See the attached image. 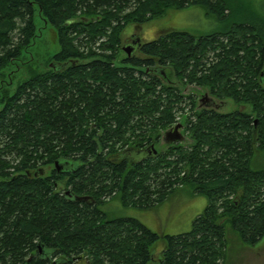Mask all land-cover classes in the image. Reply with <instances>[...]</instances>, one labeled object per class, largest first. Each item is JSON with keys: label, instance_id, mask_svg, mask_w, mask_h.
Returning <instances> with one entry per match:
<instances>
[{"label": "trees", "instance_id": "obj_1", "mask_svg": "<svg viewBox=\"0 0 264 264\" xmlns=\"http://www.w3.org/2000/svg\"><path fill=\"white\" fill-rule=\"evenodd\" d=\"M188 6L220 26L168 29L115 62L127 24ZM35 9L59 49L12 91L0 87V264H216L226 224L255 245L264 235V22L233 16L226 0H0V76L36 36ZM105 33L80 50L82 34L92 43ZM180 84L206 88L211 102L186 93L181 124L192 142L158 151L161 130L185 109ZM225 100L239 106L220 111ZM178 186L207 200L186 232L160 234L104 208L117 197L152 209Z\"/></svg>", "mask_w": 264, "mask_h": 264}, {"label": "rangeland", "instance_id": "obj_2", "mask_svg": "<svg viewBox=\"0 0 264 264\" xmlns=\"http://www.w3.org/2000/svg\"><path fill=\"white\" fill-rule=\"evenodd\" d=\"M226 3L229 10H232L233 16L246 18L248 15H251L256 20L259 19L264 22V0H226ZM34 22L36 25V36L31 45L15 61V64L8 65L2 71L3 75L0 76V87H5L12 91L15 83L27 76L29 68L32 70L47 68L50 63V56L59 49L55 29L39 16L36 9ZM219 26L220 20L217 21L216 18H212L200 6H188L180 10L171 9L161 18L143 24L129 23L123 28L121 33L120 49L115 62L124 56L125 52L122 48L126 42L130 41V37H138L140 41H150L168 29L200 34L211 31ZM109 32L108 30L107 33ZM107 33L104 34V37L94 40L88 38V41L92 43H88L87 37L82 34L78 39L79 45L81 44L80 50L86 51L88 47L96 49L98 43L108 39ZM105 52L109 53V51ZM166 73L163 81L167 82L169 80V82L177 84L173 75H167ZM7 82H9L8 85ZM178 87L184 88L182 84L178 85ZM184 89L186 93L193 95L196 105L198 100L205 94L211 97L206 88L188 85ZM186 96H184L180 103L185 109L182 110V113L180 111L175 113V120L178 122L183 120L185 114L191 112L190 103L186 105L188 100ZM238 106L231 100H225L220 107V111H231L237 109ZM240 108L245 110L247 106H240ZM168 129L161 130L160 132L159 140L156 144L158 151H163L169 144H172L164 136L165 131ZM181 132L183 139L180 142L183 145H189L192 142L191 138L184 129ZM255 153L261 154L259 151ZM259 157H257L258 160L260 159ZM206 202L207 200L203 195L192 193L187 186H178L152 209L137 207L129 209V207H123L117 197H114L104 208L110 212L112 217H137L149 229L160 234H179L190 230L192 220L203 210ZM150 213L154 217H151ZM224 235L225 246L223 252L225 255L224 258H219L216 264H264V235L255 245H247L241 241L238 234L228 224L224 226ZM151 248L155 259H157L163 248L162 240L159 239Z\"/></svg>", "mask_w": 264, "mask_h": 264}, {"label": "water", "instance_id": "obj_3", "mask_svg": "<svg viewBox=\"0 0 264 264\" xmlns=\"http://www.w3.org/2000/svg\"><path fill=\"white\" fill-rule=\"evenodd\" d=\"M137 40H138L137 42L139 43L140 40L138 37H137ZM132 50H133V48L131 46H123V51L127 54V56H129L131 54ZM261 75H262V73H261ZM203 98H205L204 99L205 102L203 101ZM203 98H201L199 100L200 106L208 105L211 102V98L207 97L206 95ZM181 128H182L181 123L175 124L171 129L165 131V133H164L165 139L168 140L170 143L180 142L183 139V135L180 132ZM171 134H173V136H171ZM149 151L153 152L154 155L157 153L156 149H154L152 146L150 147L149 150H147V152H149ZM130 153H132L134 155V157L139 158L142 155H144L145 152L143 153V150H140V151L131 150ZM55 167L57 169H59V165H58L57 161L55 162Z\"/></svg>", "mask_w": 264, "mask_h": 264}, {"label": "flooded vegetation", "instance_id": "obj_4", "mask_svg": "<svg viewBox=\"0 0 264 264\" xmlns=\"http://www.w3.org/2000/svg\"><path fill=\"white\" fill-rule=\"evenodd\" d=\"M129 40H130V41H129V42H126L123 46H131L133 49H135L136 46H137V43H138V42H137V41H138V40H137V37H135V38H134V37H130ZM205 95H206V94H205ZM205 95H204V96H205ZM204 96H202L201 98H203ZM206 96L209 97L208 95H206ZM201 98H200V99H201ZM209 98H211V97H209ZM200 99H199V100H200ZM204 99H205V98H203V101H204ZM204 102H205V101H204ZM181 131H182V130H181ZM181 131H180V132H181ZM181 134H182V132H181ZM171 136H173V134H171ZM177 143H179V142H177ZM27 175H28V174H27Z\"/></svg>", "mask_w": 264, "mask_h": 264}, {"label": "crops", "instance_id": "obj_5", "mask_svg": "<svg viewBox=\"0 0 264 264\" xmlns=\"http://www.w3.org/2000/svg\"><path fill=\"white\" fill-rule=\"evenodd\" d=\"M127 208V207H126ZM130 208H133V207H131V206H129V209ZM150 215H151V217H154L151 213H150ZM137 218V217H136ZM137 219H139V218H137ZM140 220V219H139ZM141 221V220H140Z\"/></svg>", "mask_w": 264, "mask_h": 264}]
</instances>
